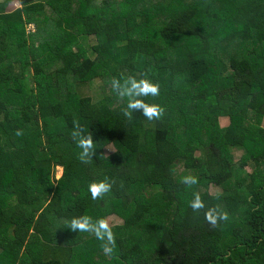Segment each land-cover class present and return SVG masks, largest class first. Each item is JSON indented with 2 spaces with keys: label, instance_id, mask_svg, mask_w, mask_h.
Masks as SVG:
<instances>
[{
  "label": "trees",
  "instance_id": "trees-1",
  "mask_svg": "<svg viewBox=\"0 0 264 264\" xmlns=\"http://www.w3.org/2000/svg\"><path fill=\"white\" fill-rule=\"evenodd\" d=\"M11 1L0 264H264V0Z\"/></svg>",
  "mask_w": 264,
  "mask_h": 264
},
{
  "label": "rangeland",
  "instance_id": "rangeland-1",
  "mask_svg": "<svg viewBox=\"0 0 264 264\" xmlns=\"http://www.w3.org/2000/svg\"><path fill=\"white\" fill-rule=\"evenodd\" d=\"M0 1H3V0H0ZM149 1H154V0H148V2ZM95 2L98 5L100 4L98 0H95ZM17 6H18V4L16 3L15 0L11 1V3L8 5V7L10 9L11 8L14 9ZM117 8L119 9V7H117ZM33 28L35 30V27L33 25V22H30V23H28L26 25V31L27 32H28V30H31L30 32H32ZM88 43H90L91 45L94 44L95 43V38L94 37L87 38L85 44H88ZM98 85H100V82L98 80H94V81H92L90 83H86L85 86L84 87H80L79 90L82 91L83 93H87V94L94 95L95 94V91H97V86ZM247 118L248 117H246V119H245L246 121H247ZM219 124L222 127L226 126L228 124V119H226V118H220ZM50 125L53 126L52 124H50ZM259 125L264 127V120L261 123H259ZM104 151H105V154H109L112 151V147L107 146V147H105ZM241 154H242L241 151L240 152L239 151L234 152L233 155H234L235 160H237ZM244 169L246 171H248V172L251 170L250 166H246ZM60 174H61V168L58 167L56 169V172H55V177L58 178L60 176ZM209 191L211 193H214V192L217 191V189L214 188V187L209 186ZM120 222H121L120 218H118L117 216H114V215L108 216L105 219L106 226H108V227H114V226L120 224Z\"/></svg>",
  "mask_w": 264,
  "mask_h": 264
},
{
  "label": "clouds",
  "instance_id": "clouds-1",
  "mask_svg": "<svg viewBox=\"0 0 264 264\" xmlns=\"http://www.w3.org/2000/svg\"><path fill=\"white\" fill-rule=\"evenodd\" d=\"M133 87H136V85H133ZM140 91L141 92H151L152 94H155L156 92H157V88H156V86H154V85H152V86H148V85H145V87H143V88H140ZM132 105H130V107H131ZM136 107H140V105H135ZM144 114L146 115V116H148L149 118H151L152 116H154V115H156V111L154 110V109H151V108H149V109H146L145 111H144ZM81 145L83 146V147H85V151H87V147H88V145H87V143L85 142V141H81ZM96 192H97V189L95 188V187H93L92 188V193H93V196H95L96 195ZM103 226V225H102ZM71 227L72 228H82L83 227V225L82 224H78L76 221H73L72 222V224H71Z\"/></svg>",
  "mask_w": 264,
  "mask_h": 264
},
{
  "label": "built area",
  "instance_id": "built-area-1",
  "mask_svg": "<svg viewBox=\"0 0 264 264\" xmlns=\"http://www.w3.org/2000/svg\"><path fill=\"white\" fill-rule=\"evenodd\" d=\"M28 31H31V30H28ZM32 31H34V28H33V30Z\"/></svg>",
  "mask_w": 264,
  "mask_h": 264
}]
</instances>
